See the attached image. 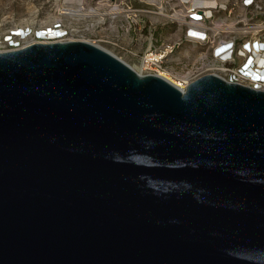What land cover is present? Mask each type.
Wrapping results in <instances>:
<instances>
[{"label":"water","instance_id":"obj_1","mask_svg":"<svg viewBox=\"0 0 264 264\" xmlns=\"http://www.w3.org/2000/svg\"><path fill=\"white\" fill-rule=\"evenodd\" d=\"M0 264H264V91L0 53Z\"/></svg>","mask_w":264,"mask_h":264},{"label":"built area","instance_id":"obj_2","mask_svg":"<svg viewBox=\"0 0 264 264\" xmlns=\"http://www.w3.org/2000/svg\"><path fill=\"white\" fill-rule=\"evenodd\" d=\"M184 3L183 22L180 24L186 27L185 35L172 44L146 50L141 58L145 74L163 72L173 50L183 41H190L201 51L183 90L204 75H215L228 83L264 91V10L259 1L236 2L235 5H240L238 14L231 9L226 10L216 1L213 6H202L193 1L191 7L190 2ZM65 11L61 12L62 16L66 19L73 17L67 16ZM50 29L57 33L52 38L48 36L45 39L46 35L37 33L47 34ZM72 36V25L65 24L63 20L36 27L29 23L19 24L0 10V53L38 42L76 41ZM29 39L32 41L25 44Z\"/></svg>","mask_w":264,"mask_h":264},{"label":"rangeland","instance_id":"obj_3","mask_svg":"<svg viewBox=\"0 0 264 264\" xmlns=\"http://www.w3.org/2000/svg\"><path fill=\"white\" fill-rule=\"evenodd\" d=\"M214 1L226 10L240 13V5H235L240 0ZM258 1L264 10V0ZM184 7L182 0H0V10L17 23L42 27L63 20L72 25L74 40L104 49L135 72L146 50L183 38L186 27L173 14L183 15ZM78 8H81L80 16L66 19L61 14L65 9ZM90 9L96 13H89ZM200 51L198 45L183 41L173 50L163 72L172 79L185 76L192 71Z\"/></svg>","mask_w":264,"mask_h":264},{"label":"bare ground","instance_id":"obj_4","mask_svg":"<svg viewBox=\"0 0 264 264\" xmlns=\"http://www.w3.org/2000/svg\"><path fill=\"white\" fill-rule=\"evenodd\" d=\"M69 1V0H68ZM80 1V0H79ZM183 2L184 1H187V3L188 2H190V6L192 7V2L193 1H195L196 2V4L198 3L199 5H202V6H213V5H215V1L214 0H182ZM196 4H194V5H196ZM113 10H116L115 8L114 9H111V11H113ZM80 11H81V8H78L77 10H70V9H66V15L67 16H73V17H75V16H80L81 15V13H80ZM120 11V10H119ZM118 12V11H117ZM89 13H92V14H94V13H96V11L95 10H92V9H90L89 10ZM98 14V13H97ZM160 14H161V12H160ZM107 15V14H106ZM173 16H177V19H178V21H180V22H183V16L184 15H182V12H181V14H178V13H175V14H173ZM46 28L47 27H45L44 29L46 30ZM262 28H264V27H262ZM46 32V31H45ZM38 33V35H46L47 37H45V39L46 38H48V36H49V38H52V37H54L57 33H56V30H53V29H50V30H48V32H46L47 34H45V33H43V32H37ZM32 40H27V42H25V44H29L30 42H31ZM143 65L141 64L140 65V67L138 68V71H137V73L138 74H141V75H143V74H145V72L143 71ZM189 74H190V72H188L185 76H181V77H176V78H174V79H172V77H170V76H168V74L167 73H165V72H162V71H159L156 75H158L159 77H161V78H163V79H165V80H167V81H169L171 84H173L174 86H176V87H178L179 89H182L183 90V88L185 87V83L187 84L188 83V77H189Z\"/></svg>","mask_w":264,"mask_h":264}]
</instances>
